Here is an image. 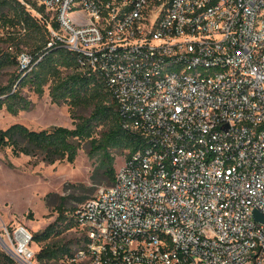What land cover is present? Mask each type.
<instances>
[{"label": "built area", "instance_id": "obj_1", "mask_svg": "<svg viewBox=\"0 0 264 264\" xmlns=\"http://www.w3.org/2000/svg\"><path fill=\"white\" fill-rule=\"evenodd\" d=\"M37 1L48 45L76 51L144 141L79 206L70 260L264 264V0ZM5 231L37 264L32 231Z\"/></svg>", "mask_w": 264, "mask_h": 264}, {"label": "trees", "instance_id": "obj_2", "mask_svg": "<svg viewBox=\"0 0 264 264\" xmlns=\"http://www.w3.org/2000/svg\"><path fill=\"white\" fill-rule=\"evenodd\" d=\"M29 3L31 7H28ZM46 11V7L37 0L34 3L0 0V20L5 27H9V47L15 50L12 52L0 47V70L9 64L16 65L10 82L0 86V108L6 107L12 114L28 110L32 108L33 101L23 93V88L31 86L41 95L48 85L52 101L68 103L73 116L77 115L76 110L80 107L89 108L90 111L79 115L74 127L54 125L37 130L21 122L13 123L0 129V148L10 147L16 156L43 154L42 158L48 162L59 159L74 162L79 149L86 142L89 144V154L100 158L105 174L113 183L116 156L125 152L129 156L143 147V138L139 132L124 126L117 100L107 90L102 77L82 64L76 51L64 45H48V22L55 28L59 25L56 17L50 19ZM17 27L26 33L17 34ZM23 45H30L32 53L23 49ZM22 51H27L32 58L33 68L28 72L21 69L19 63L18 57ZM78 208L70 211L62 201L56 219L43 230L32 232L33 242L41 243L36 253L37 263L53 264L61 259L70 260L82 246L83 235L69 240L62 236L74 227L80 228L76 216ZM0 264L19 263L0 246Z\"/></svg>", "mask_w": 264, "mask_h": 264}, {"label": "rangeland", "instance_id": "obj_3", "mask_svg": "<svg viewBox=\"0 0 264 264\" xmlns=\"http://www.w3.org/2000/svg\"><path fill=\"white\" fill-rule=\"evenodd\" d=\"M24 2L36 0H23ZM31 7V4H28ZM46 14L53 18L50 11ZM9 27H5L0 20V47L15 51L9 47L7 39ZM12 31L13 28H10ZM15 30V29H14ZM26 33L24 29L16 28V33ZM32 53L30 45H23ZM16 65H6L0 70V86L10 82ZM50 88L45 87L43 94L39 95L31 86H25L23 93L32 101L33 106L28 110H22L18 114H12L6 107L0 108V129L7 128L11 124L21 122L32 129L50 128L54 125L74 127L79 120V115L89 113V108H77L76 116H73L68 103L58 104L52 101ZM127 153L116 156L115 169L123 163ZM43 154L31 156L21 154L16 156L10 147L0 148V246L12 255L19 264H24L13 249L18 247L17 241H13L5 231L24 226L36 233L46 228L58 215L61 202L71 209L80 206L88 198L93 196L97 189L104 185H110L111 180L104 172L101 160L98 156L89 154V144L84 143L74 162L67 159L48 162ZM64 198V199H63ZM68 210V212H69ZM81 230L76 227L63 233L66 240L81 237ZM13 237V235H11ZM32 250L39 251L41 243H32ZM77 246L75 245V248ZM39 264V262L37 263ZM53 264H85L83 261H71L61 259Z\"/></svg>", "mask_w": 264, "mask_h": 264}, {"label": "water", "instance_id": "obj_4", "mask_svg": "<svg viewBox=\"0 0 264 264\" xmlns=\"http://www.w3.org/2000/svg\"><path fill=\"white\" fill-rule=\"evenodd\" d=\"M254 212H255L256 216H261V214H260V212L258 210H255Z\"/></svg>", "mask_w": 264, "mask_h": 264}, {"label": "bare ground", "instance_id": "obj_5", "mask_svg": "<svg viewBox=\"0 0 264 264\" xmlns=\"http://www.w3.org/2000/svg\"><path fill=\"white\" fill-rule=\"evenodd\" d=\"M21 239L23 240V238L21 237Z\"/></svg>", "mask_w": 264, "mask_h": 264}]
</instances>
